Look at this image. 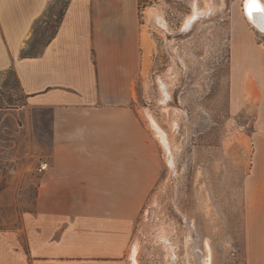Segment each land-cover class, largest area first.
I'll use <instances>...</instances> for the list:
<instances>
[{
	"label": "rangeland",
	"instance_id": "1",
	"mask_svg": "<svg viewBox=\"0 0 264 264\" xmlns=\"http://www.w3.org/2000/svg\"><path fill=\"white\" fill-rule=\"evenodd\" d=\"M245 1L142 5L151 48L134 107L149 162L144 191L127 204L129 264H264V237L244 225L255 141L264 139V32ZM68 2L52 1L24 54L42 51ZM51 123L14 69L0 72V231L21 232L26 251L25 215L51 201L37 190L42 162L51 167Z\"/></svg>",
	"mask_w": 264,
	"mask_h": 264
},
{
	"label": "crops",
	"instance_id": "2",
	"mask_svg": "<svg viewBox=\"0 0 264 264\" xmlns=\"http://www.w3.org/2000/svg\"><path fill=\"white\" fill-rule=\"evenodd\" d=\"M52 1L0 0V72L14 69L30 105L49 110L53 141L37 185L51 201L25 215L27 251L21 232L0 231V264H129L135 211L127 204L148 180L134 102L151 48L142 5L151 0H69L42 51L25 55ZM255 143L244 225L257 239L264 139Z\"/></svg>",
	"mask_w": 264,
	"mask_h": 264
},
{
	"label": "bare ground",
	"instance_id": "3",
	"mask_svg": "<svg viewBox=\"0 0 264 264\" xmlns=\"http://www.w3.org/2000/svg\"><path fill=\"white\" fill-rule=\"evenodd\" d=\"M154 12L149 10V15L153 16ZM245 14L254 26L264 32V0H246Z\"/></svg>",
	"mask_w": 264,
	"mask_h": 264
},
{
	"label": "built area",
	"instance_id": "4",
	"mask_svg": "<svg viewBox=\"0 0 264 264\" xmlns=\"http://www.w3.org/2000/svg\"><path fill=\"white\" fill-rule=\"evenodd\" d=\"M49 167V162H42L41 167L39 168L40 171L46 170Z\"/></svg>",
	"mask_w": 264,
	"mask_h": 264
},
{
	"label": "trees",
	"instance_id": "5",
	"mask_svg": "<svg viewBox=\"0 0 264 264\" xmlns=\"http://www.w3.org/2000/svg\"><path fill=\"white\" fill-rule=\"evenodd\" d=\"M67 7V6H66ZM64 13H65V11L63 12V14H62V17L60 18V21L59 22H61V20H62V18H63V16H64ZM59 25H60V23H59ZM59 25H58V27H59ZM58 27H57V29H58ZM57 31V30H56ZM56 32H53V34L50 36V38L48 39V40H50L51 39V37L55 34ZM25 55H31L30 53L29 54H25Z\"/></svg>",
	"mask_w": 264,
	"mask_h": 264
}]
</instances>
